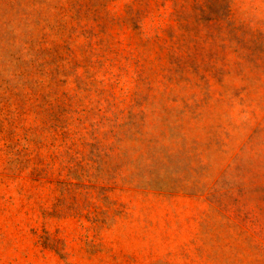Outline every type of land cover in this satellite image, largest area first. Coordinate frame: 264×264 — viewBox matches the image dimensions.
I'll list each match as a JSON object with an SVG mask.
<instances>
[{
  "label": "rangeland",
  "instance_id": "rangeland-1",
  "mask_svg": "<svg viewBox=\"0 0 264 264\" xmlns=\"http://www.w3.org/2000/svg\"><path fill=\"white\" fill-rule=\"evenodd\" d=\"M0 264H264V0H0Z\"/></svg>",
  "mask_w": 264,
  "mask_h": 264
}]
</instances>
